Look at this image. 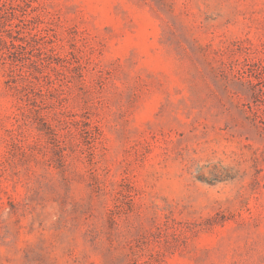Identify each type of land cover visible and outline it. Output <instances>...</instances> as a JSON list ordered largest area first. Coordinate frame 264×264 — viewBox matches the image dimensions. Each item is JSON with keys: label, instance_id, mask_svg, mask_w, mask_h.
<instances>
[{"label": "rangeland", "instance_id": "374dc122", "mask_svg": "<svg viewBox=\"0 0 264 264\" xmlns=\"http://www.w3.org/2000/svg\"><path fill=\"white\" fill-rule=\"evenodd\" d=\"M0 264H264V0H0Z\"/></svg>", "mask_w": 264, "mask_h": 264}]
</instances>
